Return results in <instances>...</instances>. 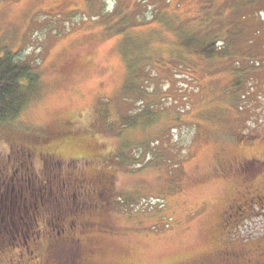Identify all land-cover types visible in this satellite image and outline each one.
Instances as JSON below:
<instances>
[{
  "label": "rangeland",
  "instance_id": "obj_1",
  "mask_svg": "<svg viewBox=\"0 0 264 264\" xmlns=\"http://www.w3.org/2000/svg\"><path fill=\"white\" fill-rule=\"evenodd\" d=\"M89 1L0 0V55L13 53L39 74L16 122L82 131L72 138L76 147L49 143L61 166L49 175L39 146L21 154L1 135L0 169L28 157L41 194L54 186L64 203L74 192L65 190L68 180L78 189L82 173L88 189L86 179L102 176L101 189L88 195L111 185L115 192L100 200L90 227L106 231L44 229L30 238L31 252L3 242L0 264H74L75 251L90 264H213L222 248L254 256L253 247L264 246V195L232 200L264 191V0ZM221 3L227 11L219 12ZM192 29L235 36L206 56L183 46ZM145 109L155 115L138 114ZM88 139L103 144L113 166L80 149ZM17 189L0 188V211L20 218ZM237 205L243 219L233 225ZM88 236L80 248L67 240Z\"/></svg>",
  "mask_w": 264,
  "mask_h": 264
},
{
  "label": "trees",
  "instance_id": "obj_2",
  "mask_svg": "<svg viewBox=\"0 0 264 264\" xmlns=\"http://www.w3.org/2000/svg\"><path fill=\"white\" fill-rule=\"evenodd\" d=\"M218 9L219 12L227 11L224 3H221ZM234 30L236 31L237 27H235ZM189 33H193V36L189 35ZM202 33L197 32L193 29L188 31V33H185L186 38L184 39V43H182L186 50H188L189 46L192 44L191 47L195 45L198 54L203 52L206 56L214 55L217 52L215 48V44L217 42H219L220 40L225 41L227 48L228 45L232 43V38L235 36V32L230 30L227 31V33H224L222 29H215V33H213V35H210L209 37L203 36ZM38 76L39 74L36 71V67H34L30 63H27L26 61H23L19 56L10 52L0 55V136L2 135L6 137V139L9 140L10 146L15 147L17 150L20 151L21 154L27 152L26 148H28V151H33V149L35 148V146L33 145L39 146V157L43 161L41 170L49 168V175L53 171V169L55 171L61 170V166H59L60 159L52 156L51 154L54 153L53 151H51V141H66L68 147H76L78 145L73 143L71 139L72 137L76 136L75 134L80 133L82 131L74 127L72 124V129L70 130L64 128L63 126L58 127L60 129L44 127L43 129L36 130L34 127H25L23 124H21V122H16L17 119L20 117L19 114L21 112L22 107L25 105V102L28 98L27 96L31 95L36 88L35 85L38 83ZM143 111L144 112L138 114H144L146 117H148L150 114L155 115L150 111V109H145ZM138 114L133 116V119L137 118ZM87 142L89 143V145ZM80 144V149L83 150V148H89L91 149L90 154H95L97 156V158L91 159L92 161H94L95 164L96 162H99L105 167L112 165L110 155L105 153L102 143H96L95 140L92 141V139H88L86 142H80ZM44 150L47 152V154L43 155L42 151ZM124 154L125 153L123 152H119V156H121V158H126ZM9 155L11 154L9 153ZM29 155L31 157L32 152H29ZM45 155L47 156V161L50 165H48L45 159ZM17 159V162L13 163L11 170H9L8 165H6V167L8 168V173L6 171L4 174V170H2L1 172L0 169V177L2 175L4 177L8 175V180L0 181V188L3 187L9 189L12 192H17V188H20L22 189L20 193L23 197L17 198L16 203L18 209L21 212L20 218L12 216V214L6 215L5 213L0 211V255L3 252V248L1 246L4 244L3 242H6L10 245L8 246L10 251H12L11 248L17 247V250L23 249L22 247L18 246L23 245L25 246V249L26 246H28V250L31 252V248L34 247L30 246V238H32V236L38 238V235L41 234L44 229H50L56 232L66 231L68 233L69 231H72L76 233V235H80L82 234V232L95 229L98 231H106V228H104L103 226H98L97 228L90 227L91 225H97L95 224L96 222L93 221V218L90 215L97 208V205L100 203V200H103V197L110 198L111 195H109L110 197L108 196L109 192H111V194H114L115 192L114 188H112L111 185V187H103L102 191H100L97 195H88L91 189H96V192L101 189L103 184H98V180L102 179V176L97 178L98 180H92L91 178L86 179V181L89 180L87 183L88 189L80 179V177L84 176L82 173H80L79 177L76 180V183L80 186V188L76 189V187L73 186L72 182L70 185L67 186L68 182H70L68 180L66 183H64L65 190H67V188L71 190L74 189V192H69L70 195L64 203L62 202V197H64L65 194L60 197L59 191L54 186L52 187L53 191H51V195H46L48 198H45L46 196H44L43 193L41 194V189L39 188L38 183H35V177L37 176L38 169L32 166L34 162L31 161V159H29L28 157L24 159L22 158V156L17 157ZM21 170H23V172ZM18 174H21L22 176H17ZM62 176L66 180L70 177L68 174H64ZM14 177H18V183L13 179ZM14 181L16 184H14L13 188L12 185ZM25 181L27 183H25ZM243 191L247 192V189ZM259 193L261 194L259 195ZM2 194L3 193H0V200ZM256 194L257 196L249 197L247 200L244 195L235 198V201L232 199L231 200L234 203L238 200H245V202H247L248 200L250 201L252 198L260 201V198L264 195V191H259ZM9 201H2L4 204L2 207L6 206ZM51 205H54L55 208L51 207ZM235 208L236 211H232V209ZM252 208H254V206ZM240 210L241 209L239 205L229 210L230 212H233V216L229 220L231 224L239 225V223L242 222L243 218H241L240 216L235 217V215L241 213ZM43 213L47 214L46 218L44 219L45 221L42 218ZM70 213L73 214L69 217ZM87 213L90 216L89 218L86 217L88 216ZM251 213H254V211L251 210L250 214ZM32 218L35 220V224H37V226L30 229V227L32 226ZM239 218H241L240 221L238 220ZM18 220L24 221V224L19 223L20 221ZM47 221H49L50 225H47ZM228 224L229 222L225 225ZM229 233H232L234 239L240 238V235L236 231H230ZM94 237L95 236H91L90 239H93ZM37 238H35L33 241H35ZM87 239H89V236L82 237V239L80 240H78V238H76L75 240L74 238L70 237L67 240L71 242L70 244H73V246L75 243L77 244L78 248H80V243H82L83 240ZM253 248L255 253L253 257H255V259H261L260 253H264V246L262 245ZM17 250L12 252H16ZM237 252L242 253L239 251ZM92 253H94V251H91V254ZM75 255L76 251L70 256L72 257L73 261L76 260L78 263L84 261V264H90V259L82 257L76 259ZM262 259H264V255H262ZM241 260L236 258L235 254L231 253V250L229 251L227 249L222 248L216 253V260L213 261V264H239L241 263ZM262 263L264 264V261H262Z\"/></svg>",
  "mask_w": 264,
  "mask_h": 264
},
{
  "label": "flooded vegetation",
  "instance_id": "obj_3",
  "mask_svg": "<svg viewBox=\"0 0 264 264\" xmlns=\"http://www.w3.org/2000/svg\"><path fill=\"white\" fill-rule=\"evenodd\" d=\"M50 154V153H49ZM52 154V156H54V157H57L58 158V155H57V153L55 152V153H51ZM48 162V161H47ZM254 197L255 196H257V194H255V195H253ZM87 240H89V239H87ZM231 253L232 254H235V256H236V258H238L239 260H241V258H242V260H241V263H239V264H257V263H255L254 261H253V259H251V257L252 258H255V257H253L251 254L250 255H248V257L244 254V253H238L237 251H233V250H231ZM260 255H264V253L262 252V253H260ZM227 256H228V254H227ZM230 256V255H229ZM83 261V260H82ZM256 261H258V259L256 258ZM238 263V262H237ZM262 263V262H261ZM74 264H84V261L83 262H81V263H78L77 261H75V263Z\"/></svg>",
  "mask_w": 264,
  "mask_h": 264
}]
</instances>
